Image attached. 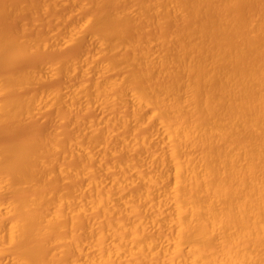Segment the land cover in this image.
<instances>
[{
	"label": "bare ground",
	"instance_id": "bare-ground-1",
	"mask_svg": "<svg viewBox=\"0 0 264 264\" xmlns=\"http://www.w3.org/2000/svg\"><path fill=\"white\" fill-rule=\"evenodd\" d=\"M70 4L91 11L61 39L0 36L8 64L95 41L0 75V131L47 108L75 116L71 132L0 145V264H264V0ZM53 76L78 82L18 94ZM95 107L106 116L82 121Z\"/></svg>",
	"mask_w": 264,
	"mask_h": 264
},
{
	"label": "rangeland",
	"instance_id": "rangeland-1",
	"mask_svg": "<svg viewBox=\"0 0 264 264\" xmlns=\"http://www.w3.org/2000/svg\"><path fill=\"white\" fill-rule=\"evenodd\" d=\"M32 1H35V0H32ZM39 1L42 2L43 0H37L38 3H40ZM58 1H56L57 2L56 6L59 5ZM66 1H62V3H61V0H60L59 1L60 5L57 7V9L55 8L56 7L55 6L54 9L52 8L53 10L51 9V11H47V13L44 12L45 13L44 14V13H41L43 11H41V7L39 9V6L37 5L38 3H36V2H35L36 5L34 4L33 7L38 6L37 7L38 9L31 8L32 6L31 7L29 6L31 4V3H29L30 0L29 1L28 0H1L0 1L1 5L4 3L3 6H7V7L9 6V8L12 7V8H14V10H19L20 12L16 11L17 13L16 12L14 13V11H13L12 12L13 14H10L11 13V11H10L9 14H8V12H6L7 14H3L1 16L2 18L0 17V36L4 33L6 34L7 32H11V34L14 36L13 38H15V39L17 37H19L20 35H21L20 39L21 38L23 39V36L25 35L26 38L30 37L29 40H33V41H35L36 39H40L41 41L42 40L50 41L51 37H54V34L57 33V34H55V37L59 35V38H60L62 36V34L64 35L66 33L65 30L67 29L66 27L68 25H72L74 23H77L79 21V18L80 17L82 18V16H79V15H83V13L85 15V11L87 14L91 11V9L90 10L86 9L84 11L82 10L83 13L80 10H77V12H75L76 6L70 4V0H66ZM63 2H65V3H63ZM27 3H28V7L27 6L26 7L28 8V10L27 9L25 11L22 10V8H20V6H22V5L25 6V5H27ZM34 10H36V11H34ZM74 13H76L77 15ZM49 15H51V16H49ZM37 16H38V18H41V19H38ZM47 17H49V18H47ZM56 17H58L59 20ZM69 18H70V20H69ZM38 22H40V23H38ZM61 22H62V24H60ZM20 26H21V28L25 27V28H22V30H27V32L26 31L22 32ZM62 26L64 27L65 30L62 28ZM31 27L34 29H32ZM58 27H61V28H58ZM57 28H58V31H57ZM59 29H60V31H59ZM61 30H63V31H61ZM24 32H25V34H24ZM49 32H51L53 35L49 34ZM61 32H64V33L61 34ZM20 33H22V34H20ZM36 33H38L39 35H37ZM12 35L9 34L8 36H12ZM40 35H42V36L45 35V36H47V37L49 36V37H48V39H47V37H43V39H42L41 37L40 38L38 37ZM2 36H4V35H2ZM34 38H36V39L34 40ZM85 38H86V40H85ZM87 38L89 40L90 37L88 35H85V37H83L84 42L82 41V39H80L77 41H73L74 43L72 42V44L71 43L62 44L63 47H61L62 45L59 44L60 48L57 47V48H53V49H49V50H43V51L39 50L35 53L34 52L30 53V54H28V56L25 55L26 58L23 56L24 58L21 57L22 58L21 60L18 59V61L16 63H13V62H12L13 64L9 63V64H12L13 66L9 65L7 63L8 61H4V58H3V59H1L2 61L0 60L1 61L0 66H2L0 68V75L2 76L4 74L3 76H6L7 74L9 75L11 73L13 74V73H17V72L19 74V72L22 73V71L24 73H26V71L31 72V70L33 71V69H35V68L38 69V67L41 68L42 66H44L45 70H48L49 66H50L49 64L57 63V61H59V60L63 61L65 58H66V60H67V58L70 60H78L79 59L78 56H80L79 60H81L82 56H83V58L86 57V54H85L86 52L88 53L87 55H89V54H91V50H93L92 52H94V50H95V43H94L95 41H93L90 38L91 42L90 41L87 42L88 41ZM90 43H91V46H90ZM92 44H94V45H92ZM79 45H81V46H79ZM92 46H94V48H92ZM87 48L89 50H87ZM4 62H6L7 64ZM45 66H48V69L45 68ZM44 69H42V70L40 69V71L43 73ZM91 71H93V70H91ZM93 74H94V72H93ZM89 76L91 77V74ZM65 81H67V82H65ZM76 81L77 80H75L74 78H67L66 79V78H63L62 76H60V77L59 76H53V77L42 79V80H40V82L38 81L36 83V86L33 84L32 85L33 87L30 85V87L28 86V88L27 87L24 88L25 90L24 89L21 90L23 93L19 91L18 94L20 93V94H22V96H24V94H26L25 96H27V94L32 93L31 95L33 96L36 93L34 95V97H35L36 95L38 96V94L40 95L41 93L43 94V92H47V90L53 91V89H55V90L60 89V91L62 90V92H65L67 90V88L76 84ZM66 84H69L68 87ZM14 93H16V92H14ZM14 95H17V94H14ZM31 95H29V96H31ZM99 110H98V108L95 107L90 112H88V113L85 112L86 113V114H84L85 116L84 115L82 116L83 113H78V114H81V116H82L81 118H84V119H82V121H84L85 119L87 121V118L99 119V117H98V116H100ZM57 111H61V110H56L55 108L43 109L40 111L41 113H38V114L36 113L34 118L31 117L32 120L29 117V118L21 119L18 122L17 121L12 122V124H10L9 126H5V128L0 131L1 132L0 133V145L3 144L4 142L5 143L10 142L11 140L12 141H19V140L22 141V140H28V139H34V138L36 139V138H39L38 136L41 137L42 134L44 136L46 133H47L46 135H48V133H53V132L57 133V129L60 131L61 128H65L66 130L63 129V132L65 131L64 133H66L67 129L71 128L70 127L71 116H72V119L75 116L73 117L72 112L67 111L68 112L67 113L66 110L65 111L62 110V112L64 111V113L62 114L63 116H62L61 113L60 112L58 113ZM102 112L103 111H101V113ZM65 113H66V115L70 113V115H71V116H69L70 118L68 117V115L67 116L64 115ZM105 113H103V115L100 117L102 118L105 115ZM42 114H44V115H42ZM49 115H51V116H49ZM74 115H76V114H74ZM64 116H66V117L64 118ZM38 117H39V119H38ZM62 117H63V119L66 120V121L64 120L63 123H61V121L63 120ZM59 118L62 120L58 121ZM77 118L80 119V116H78ZM42 119H43V121H42ZM61 131H62V129H61ZM69 132H71V131L69 130ZM46 135L44 137H46ZM49 135H51V134H49ZM39 139H43V138H39Z\"/></svg>",
	"mask_w": 264,
	"mask_h": 264
}]
</instances>
